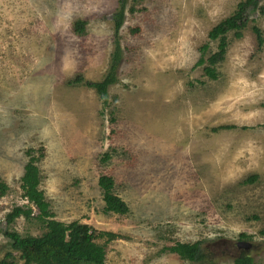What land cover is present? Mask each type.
Instances as JSON below:
<instances>
[{
	"label": "rangeland",
	"instance_id": "374dc122",
	"mask_svg": "<svg viewBox=\"0 0 264 264\" xmlns=\"http://www.w3.org/2000/svg\"><path fill=\"white\" fill-rule=\"evenodd\" d=\"M120 1L0 0V182L9 186L0 260L35 256L12 250L6 230L46 232L34 219L6 221L27 203V151L40 157L44 149L40 187L55 219L118 235L106 264H235L241 254L264 264V44L253 32L264 36V13L253 14L241 38L229 33L212 78L208 63L197 65L202 48L207 62L219 44L210 31L245 0H128L118 82L104 105L70 82H101L110 71ZM103 175L128 215L104 212ZM179 242H201L210 258L193 263L164 251Z\"/></svg>",
	"mask_w": 264,
	"mask_h": 264
},
{
	"label": "trees",
	"instance_id": "16d2710c",
	"mask_svg": "<svg viewBox=\"0 0 264 264\" xmlns=\"http://www.w3.org/2000/svg\"><path fill=\"white\" fill-rule=\"evenodd\" d=\"M128 0H121L119 10L113 15L115 20L116 47L112 56L110 71L101 82L84 81L83 76L73 79L71 85L84 84L87 88L93 89L102 98L104 105L109 101V89L118 82V69L122 63V49L119 44V31L123 27L126 15V5ZM262 0H245L238 3L237 10L228 18L220 22L209 33L212 42H218V52L212 55L208 61L204 55L208 46L202 48L203 55L197 65L208 66L205 70L208 77L215 78L214 66L224 59L227 52L229 33H234L237 38H241L243 32L248 27L253 14L259 9L264 13V8L260 7ZM86 21H78L75 30L79 34H84ZM253 32L261 46L264 44V36L261 30L253 27ZM40 157H35V150H28L26 155L29 162L25 166L24 175L21 178L22 197L27 202L25 205L16 206L6 217L7 226L12 225L17 219L37 220L45 233L41 237H23L15 231L4 232L5 237L10 241L14 251L29 250L35 256L26 254L25 264H106V245L118 239V235L109 232H98L92 226L82 224L78 221L66 224L55 219L50 203L46 200L44 191L41 190V170L39 163L44 157V149H41ZM111 159L109 153L105 154L102 162L106 163ZM258 179L254 175L245 183H255ZM99 185L103 190L105 209L107 214L125 216L130 213L129 205L114 193L115 181L112 177L103 175L99 180ZM9 192V186L5 182H0V200ZM257 219V217H256ZM98 239H106L104 245L96 242ZM242 240H250L249 236L242 234ZM164 251L177 254L182 260L193 263H204L210 256L202 249L201 242L177 243L175 246L167 247ZM12 254L0 260V264H11L9 261ZM235 264H254L253 258L248 254H241Z\"/></svg>",
	"mask_w": 264,
	"mask_h": 264
},
{
	"label": "flooded vegetation",
	"instance_id": "af4514ba",
	"mask_svg": "<svg viewBox=\"0 0 264 264\" xmlns=\"http://www.w3.org/2000/svg\"><path fill=\"white\" fill-rule=\"evenodd\" d=\"M243 246H245V245H243Z\"/></svg>",
	"mask_w": 264,
	"mask_h": 264
},
{
	"label": "water",
	"instance_id": "95a60500",
	"mask_svg": "<svg viewBox=\"0 0 264 264\" xmlns=\"http://www.w3.org/2000/svg\"><path fill=\"white\" fill-rule=\"evenodd\" d=\"M242 245H244V244H242Z\"/></svg>",
	"mask_w": 264,
	"mask_h": 264
}]
</instances>
